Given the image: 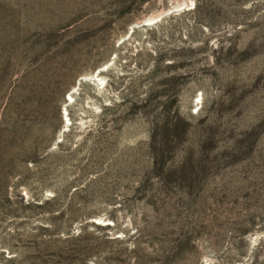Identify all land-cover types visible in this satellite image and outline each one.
Wrapping results in <instances>:
<instances>
[{"label": "rangeland", "instance_id": "rangeland-1", "mask_svg": "<svg viewBox=\"0 0 264 264\" xmlns=\"http://www.w3.org/2000/svg\"><path fill=\"white\" fill-rule=\"evenodd\" d=\"M0 264H264V0H0Z\"/></svg>", "mask_w": 264, "mask_h": 264}, {"label": "bare ground", "instance_id": "bare-ground-1", "mask_svg": "<svg viewBox=\"0 0 264 264\" xmlns=\"http://www.w3.org/2000/svg\"><path fill=\"white\" fill-rule=\"evenodd\" d=\"M150 21H152V20H150ZM153 22H155V21H153ZM149 24V23H148ZM145 25H147V24H145ZM87 79V78H86ZM97 80V79H96ZM91 82H93V81H91ZM68 120V119H67Z\"/></svg>", "mask_w": 264, "mask_h": 264}, {"label": "water", "instance_id": "water-1", "mask_svg": "<svg viewBox=\"0 0 264 264\" xmlns=\"http://www.w3.org/2000/svg\"><path fill=\"white\" fill-rule=\"evenodd\" d=\"M146 25H143V27H145Z\"/></svg>", "mask_w": 264, "mask_h": 264}]
</instances>
